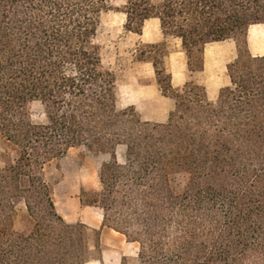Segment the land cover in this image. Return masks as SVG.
Instances as JSON below:
<instances>
[{
    "label": "trees",
    "instance_id": "obj_1",
    "mask_svg": "<svg viewBox=\"0 0 264 264\" xmlns=\"http://www.w3.org/2000/svg\"><path fill=\"white\" fill-rule=\"evenodd\" d=\"M114 10L110 0H0V264H106L100 232L59 214L47 178L76 149L108 157L99 190L82 189L80 202L137 247L136 264H264V55L248 42L264 26V0H127V32L158 19L186 56L188 80L176 88L167 42L137 48L174 102L164 123L119 107L98 42ZM226 41L237 56L212 101L194 76L206 47ZM21 206L27 233L15 229Z\"/></svg>",
    "mask_w": 264,
    "mask_h": 264
},
{
    "label": "rangeland",
    "instance_id": "obj_2",
    "mask_svg": "<svg viewBox=\"0 0 264 264\" xmlns=\"http://www.w3.org/2000/svg\"><path fill=\"white\" fill-rule=\"evenodd\" d=\"M126 2L127 0H110V5L116 10L103 17L98 34L103 62L116 76L120 109L133 106L143 120L164 123L173 109L174 102L164 97L159 90L152 64L136 60L137 48L140 43L167 42L171 51L167 66L174 75L173 82L176 88H182L188 80L186 56L180 40L163 36L158 20L146 23L143 36L127 32L124 27L126 16L119 11ZM248 42L254 55H264L263 25H256L250 29ZM236 56L237 50L233 41L214 43L206 47L205 70L196 74L194 79L207 88L210 100L216 101L219 90L228 84L226 66L235 60ZM31 113L34 121H42L43 108L40 103L31 106ZM2 150L0 144V153ZM107 160V156H95L84 149L72 150L63 159L47 168V178L54 185V197L59 214L69 223L82 222L100 232L102 256L106 264H120L124 256L128 257L129 264H136L137 247L128 244L118 233L103 229L101 210L84 207L80 202L82 189L99 190V169ZM171 183L176 191H182L184 178L182 175H174ZM31 227V220L25 208L21 206L15 220V229L27 233ZM90 264L100 263L94 261Z\"/></svg>",
    "mask_w": 264,
    "mask_h": 264
},
{
    "label": "crops",
    "instance_id": "obj_3",
    "mask_svg": "<svg viewBox=\"0 0 264 264\" xmlns=\"http://www.w3.org/2000/svg\"><path fill=\"white\" fill-rule=\"evenodd\" d=\"M151 20H158V19H151ZM150 20H148L147 22H149ZM159 21V20H158ZM146 22V23H147ZM146 23H145V25H146ZM159 25H160V21H159ZM160 28H161V26H160ZM144 29H145V26H144ZM144 29H143V32H144ZM162 31V30H161ZM163 34V33H162ZM140 36H143V33H142V35H140ZM164 36V35H163ZM221 43V42H220ZM214 44V43H213ZM211 45V44H210ZM184 53V52H183ZM170 56H171V54H170ZM205 56H206V51H205ZM170 58V57H169ZM173 75V74H172ZM173 78H174V75H173ZM174 84V83H173Z\"/></svg>",
    "mask_w": 264,
    "mask_h": 264
}]
</instances>
